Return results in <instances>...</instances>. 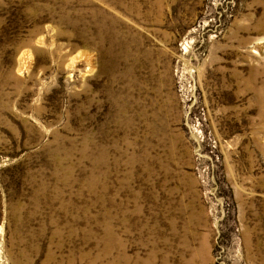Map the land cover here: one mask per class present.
Masks as SVG:
<instances>
[{
	"label": "rangeland",
	"instance_id": "374dc122",
	"mask_svg": "<svg viewBox=\"0 0 264 264\" xmlns=\"http://www.w3.org/2000/svg\"><path fill=\"white\" fill-rule=\"evenodd\" d=\"M0 264H264V0H0Z\"/></svg>",
	"mask_w": 264,
	"mask_h": 264
}]
</instances>
